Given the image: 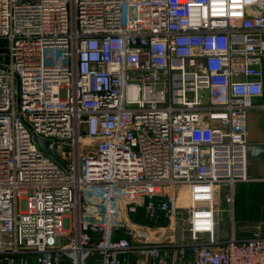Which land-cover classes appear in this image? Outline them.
Listing matches in <instances>:
<instances>
[{
    "label": "built area",
    "instance_id": "obj_1",
    "mask_svg": "<svg viewBox=\"0 0 264 264\" xmlns=\"http://www.w3.org/2000/svg\"><path fill=\"white\" fill-rule=\"evenodd\" d=\"M252 111L264 0H0V264H264L218 219Z\"/></svg>",
    "mask_w": 264,
    "mask_h": 264
},
{
    "label": "rangeland",
    "instance_id": "obj_2",
    "mask_svg": "<svg viewBox=\"0 0 264 264\" xmlns=\"http://www.w3.org/2000/svg\"><path fill=\"white\" fill-rule=\"evenodd\" d=\"M251 155V154H250ZM236 186V185H235ZM231 187L229 185L222 187L219 197H218V219H219V230L220 235L225 236L228 232L231 226L233 225V217H234V206L236 207V222L240 221L237 216H241V212L239 210V207L241 203H239L237 195L239 192V189L237 187ZM256 186L261 185H249L247 187L248 190L252 191L253 189H256ZM258 189V188H257ZM256 191V190H255ZM250 197H248L246 201V206L248 204L251 205V209H249V212H246L244 210L245 216H241L244 218L240 222V227L244 230L242 233L246 235L255 234V233H264V196L257 191L253 192ZM236 195V196H235ZM257 201V203H255ZM239 220V221H238ZM185 223L183 221V217H181L178 220V228L180 233L179 234H187L183 231L185 227Z\"/></svg>",
    "mask_w": 264,
    "mask_h": 264
},
{
    "label": "crops",
    "instance_id": "obj_3",
    "mask_svg": "<svg viewBox=\"0 0 264 264\" xmlns=\"http://www.w3.org/2000/svg\"><path fill=\"white\" fill-rule=\"evenodd\" d=\"M248 140L252 144H261L264 142V120L262 117V113L259 111H252L249 116V128H248ZM251 154V155H250ZM249 154L248 159V175L250 177L249 181H243L238 182L235 187L239 189L237 198L241 207H239V210L241 212V216H245L244 210L246 212H249V209H251L252 204H248L246 206V201L248 197L251 196L252 191L253 192H259L262 197L264 196V152L258 155ZM249 185H261L256 186V189H253L252 191L248 190L247 187ZM258 188V189H257ZM256 190V191H255ZM236 196V195H235ZM257 203V201H255ZM240 215L237 216L238 224L236 222V207L234 206V217H233V225L229 229V232L223 236V238L230 237L232 235H236L239 238H247L251 237L254 234L246 235L242 232L244 231L242 227H240V222L245 221L243 220ZM142 222L144 223V220L142 219ZM220 229V228H219ZM257 234V233H255ZM264 234V233H263ZM190 257L194 260L195 255L193 253L190 254ZM135 264V263H134ZM185 264H190L185 263Z\"/></svg>",
    "mask_w": 264,
    "mask_h": 264
},
{
    "label": "water",
    "instance_id": "obj_4",
    "mask_svg": "<svg viewBox=\"0 0 264 264\" xmlns=\"http://www.w3.org/2000/svg\"><path fill=\"white\" fill-rule=\"evenodd\" d=\"M5 70H8L6 67H3ZM35 140L39 143L41 149L43 151H45L46 153H48L49 155H54L53 152L50 150L49 148V141L48 140H45L43 138H41L40 136L38 135H35ZM87 141L91 140V139H86Z\"/></svg>",
    "mask_w": 264,
    "mask_h": 264
},
{
    "label": "trees",
    "instance_id": "obj_5",
    "mask_svg": "<svg viewBox=\"0 0 264 264\" xmlns=\"http://www.w3.org/2000/svg\"><path fill=\"white\" fill-rule=\"evenodd\" d=\"M142 221V220H141Z\"/></svg>",
    "mask_w": 264,
    "mask_h": 264
}]
</instances>
